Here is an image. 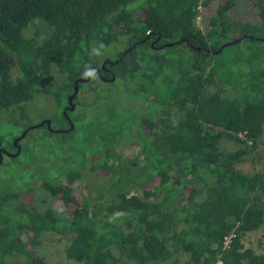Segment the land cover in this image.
<instances>
[{
    "label": "trees",
    "instance_id": "trees-1",
    "mask_svg": "<svg viewBox=\"0 0 264 264\" xmlns=\"http://www.w3.org/2000/svg\"><path fill=\"white\" fill-rule=\"evenodd\" d=\"M150 32L177 43L166 47L164 61L145 42ZM115 39L143 42L113 69L133 100L149 95L162 105L161 132L142 118L135 139L122 141L136 108L117 113L112 88L80 84L92 97L100 93V117L84 127L80 112L70 114L75 129L67 134L36 128L10 158L18 164L40 148V161L61 157L56 175L46 161L40 172L32 166L0 179V264H47L39 251L45 234L67 241V259L79 264H264L243 244L264 225V174L237 167L264 134V0H0V113H17L26 131L35 125L29 108L43 104V95L64 107L74 82L100 68L101 53L120 44ZM55 70L60 76L47 86ZM63 107L51 119L58 129L67 127ZM225 138L240 148L222 152ZM127 145L140 155L124 159ZM87 167L106 185L81 201L72 186ZM138 184L143 195H130ZM57 201L68 213L56 210ZM24 234L33 235L30 242ZM179 254L189 258L181 263Z\"/></svg>",
    "mask_w": 264,
    "mask_h": 264
},
{
    "label": "rangeland",
    "instance_id": "rangeland-1",
    "mask_svg": "<svg viewBox=\"0 0 264 264\" xmlns=\"http://www.w3.org/2000/svg\"><path fill=\"white\" fill-rule=\"evenodd\" d=\"M140 6L141 5H135L137 14L139 13ZM197 26L199 27L202 26V18H198ZM120 47H117L116 50H119ZM114 52L115 50L111 48L109 51L105 53H101L100 57L105 60L107 57H112V55H114ZM93 56L97 57V49L93 52ZM59 76L60 73L57 70H55L53 72V77H49L45 79V84L47 86H55L56 84L55 80H58ZM122 95H123V105H126L128 107L136 106L135 101L128 99L125 93H122ZM39 102H44V103L39 106H30L29 108V114L34 124H40L46 119L51 120L53 117L59 116L58 114L61 113V109L63 106L59 108L60 107L59 104L55 102L53 98H51L50 96L47 97L43 95L40 98ZM112 102L114 104L115 100L113 99ZM17 115H18L17 113H0V136L8 135V137H6L7 140L4 143V147L9 148L11 150L9 151V153L11 154L16 153V147L14 142L17 138L21 137L25 133L24 127L27 125V123H24L23 121L21 123L20 118H17L16 120ZM14 120L20 122V126L17 125L19 127L14 125L13 122ZM81 137L82 135L79 134V139H81ZM10 143L13 145V147L10 146ZM35 145L36 144H33V146ZM238 148L239 146L236 142L230 141L228 139H223L220 143V149L222 152L225 153H233ZM86 151H88L89 153L92 152V150H86ZM42 154L43 151L40 150V148H36V151L32 157L23 156L18 164L12 161V159H10L9 157H6L3 162V164L4 163L6 164L4 166L2 165L0 166L1 181L4 182L9 180L10 178L16 177L17 175H23L25 169L26 168L31 169L32 166H34L35 172H40L41 170H43V168H41L40 165L46 161L49 162L50 165H52V167L54 168V170H49L50 171L49 175L55 176L57 173L56 167L61 157L51 155L45 161H40V159L44 156ZM121 155L127 159H130L133 156L137 157L140 155V148L138 146L132 148L131 145H128L125 148H122ZM69 156L72 157V155ZM76 161L77 160H75L74 163H76ZM237 167L240 171L247 174H252L255 172H260L264 174V134L262 136L261 145L259 149L254 154L247 156L244 162L239 164ZM82 174H83V178L76 181L72 186L74 195L77 198H79L81 201H83L85 198L89 199L95 197L96 195L98 196V186L99 184L106 185V181H104L106 179H102L99 176L98 178L97 175L90 172L89 169L87 170V172L84 171ZM39 177L40 176H38V178ZM127 190L130 195H137V196L143 195V190L141 189L139 184L128 187ZM37 196H39L40 198L46 197L42 192H39ZM54 205L56 210L60 214L68 213L67 211L68 208L65 207V205L62 202L57 201ZM120 216L121 215H118L115 216L114 218L118 219L120 218ZM32 236H33L32 234H24L23 239L25 242L28 243L30 242ZM243 244L246 249H252L257 255H264V225L261 228H259V230L246 234L243 237ZM67 246H68L67 241L60 240L59 237H54L52 235L45 234L43 238H41L39 251L41 256L45 258L47 264H79L67 259L66 257ZM188 258L189 256L187 254H179L176 256V259H178L181 263H184Z\"/></svg>",
    "mask_w": 264,
    "mask_h": 264
},
{
    "label": "flooded vegetation",
    "instance_id": "flooded-vegetation-1",
    "mask_svg": "<svg viewBox=\"0 0 264 264\" xmlns=\"http://www.w3.org/2000/svg\"><path fill=\"white\" fill-rule=\"evenodd\" d=\"M115 40L119 41L120 44H117V46L112 47V49L115 50L114 55H112V57H110V58L107 57L104 61H102L100 68H97V67L90 68L87 72V78L78 79L74 82L72 92L67 95L66 105L63 107V110H62L63 116H64L65 121H66L65 125L67 127L62 128V129H58L57 128L58 123L57 122L53 123V121L50 120L52 122V131L49 130L50 132L67 134L68 132H70L69 130L71 127V123L74 125V129H75V123L71 119L70 114H75L77 112H80L82 114V119L84 121V127H87L90 124V121L93 117L94 118L100 117V115H101L100 106L102 103L101 99H100V93L97 92V96L92 97L90 95V92L87 93L86 92L87 90L81 91V89H80V84L86 85V84H89L90 81L93 82V85L97 88V90L99 89V87H97V84H101V83H104L107 89L108 88L113 89L112 99L115 100L114 104H115V107L117 109V113H123L124 110L132 109V108H136V110L138 111V113H137L138 116L136 117L137 122L134 125H132L131 130L124 129L120 133L119 138L122 141H128L129 142V141L135 139V134L137 132H139L141 129H143L142 118L143 119H145V118L149 119V121L153 125L155 123H158L159 127L156 130V132L157 133L161 132V127H162L161 123L164 119V110H163L162 105L159 103L156 104L155 101L153 100V98H151L149 95L147 96L148 99L145 100V102H143V103H140L138 101L133 100V99H135L134 95H133V88H128V86H126V84H124L121 79H118L116 77L114 69H113L114 67L119 65V63L121 61H124L126 59V56H128L129 54L134 52V50L138 47V45H141L143 42H138V43L130 45V44L126 43L124 41V39H115ZM145 42H147L149 48L153 52L157 53V55H155V56H157L159 58V60L164 61V57L166 55L165 49H166V47H168L167 44H169V43H165L163 41V36L161 34L157 35L154 32H150L148 34L147 38L145 39ZM117 47H120V49L116 50ZM126 65H127V67L129 66V70H131V67L133 65L132 58H129V59L127 58ZM97 76H98V79H97ZM159 82H160V80H159ZM76 83H78L79 92H78V95L73 100L75 109H74V111L71 112L69 110V107H68L69 106V99L75 91ZM124 90H126V92ZM122 93H125L127 95L128 99L135 101L136 106H129V107H125V108L123 107L124 109L121 110V107L123 106V95H122ZM67 109H68V117L71 120V123L69 122L67 117L64 115V111ZM46 120H49V119H46ZM35 125H38V124H35ZM45 126L48 128L47 125H44L41 127H45ZM29 128H27V129H29ZM32 132L33 131H30L29 133H32ZM145 133H146V131H145ZM23 141H21V143H23ZM2 149H4V148L2 147V144H1L0 153H1ZM2 154L4 156V159L6 157H9L8 154L4 153L3 151H2ZM9 154H11V153H9ZM124 159H127V158H124ZM87 169H88V167H87ZM87 169H85L84 171H86ZM84 171H82V173Z\"/></svg>",
    "mask_w": 264,
    "mask_h": 264
},
{
    "label": "water",
    "instance_id": "water-1",
    "mask_svg": "<svg viewBox=\"0 0 264 264\" xmlns=\"http://www.w3.org/2000/svg\"><path fill=\"white\" fill-rule=\"evenodd\" d=\"M263 41H264V40H263ZM236 43H237V42L229 43V44H227V45H225V46L233 45V44H236ZM175 44H177V43H169V44H167V46H173V45H175ZM223 48H224V47H223ZM223 48H221L216 54H220L221 51L223 50ZM198 49H199V48H198ZM199 50H200V49H199ZM86 81H87V80H86ZM78 92H79L78 83H76L75 91H74V93L72 94V96H71L70 99H69V106H68V107H69V110H70L71 112L74 111V109H75L73 100H74L75 97L78 95ZM64 115L67 117V119H68L69 122L71 123V120H70L69 117H68V109L64 111ZM44 125H47L48 128H49V130L52 131V122H51L50 120H45V121H43L42 123H40V124H38V125H35V126L30 127L29 129H27V130L25 131V133H24L21 137H19V138H17V139L15 140L14 144H15V147H16V149H17V152H16L15 154H9V152H8L6 149H2V151H3L4 153L8 154V156H9L10 158H17V157H19V156L21 155V152H22V147H21V144H20L21 141H23V140L27 137V135L29 134L30 131H33L34 129L39 128V127L44 126ZM73 130H74V125L71 123V127H70V130H69V131H73ZM0 146H1V143H0ZM2 151H1V153H0V166H1V165L3 164V162H4V156H3V154H2Z\"/></svg>",
    "mask_w": 264,
    "mask_h": 264
},
{
    "label": "built area",
    "instance_id": "built-area-1",
    "mask_svg": "<svg viewBox=\"0 0 264 264\" xmlns=\"http://www.w3.org/2000/svg\"><path fill=\"white\" fill-rule=\"evenodd\" d=\"M238 138L244 142L247 146L252 147L253 146V141L249 138L248 132H240L238 134ZM230 244V239H227L226 241V246Z\"/></svg>",
    "mask_w": 264,
    "mask_h": 264
},
{
    "label": "crops",
    "instance_id": "crops-1",
    "mask_svg": "<svg viewBox=\"0 0 264 264\" xmlns=\"http://www.w3.org/2000/svg\"><path fill=\"white\" fill-rule=\"evenodd\" d=\"M225 139H226V138H225ZM238 146H239V148H240V145H238ZM239 148H238V149H239ZM238 149H236V151H237ZM234 152H235V151H234Z\"/></svg>",
    "mask_w": 264,
    "mask_h": 264
}]
</instances>
